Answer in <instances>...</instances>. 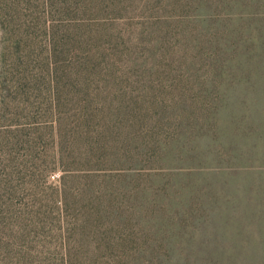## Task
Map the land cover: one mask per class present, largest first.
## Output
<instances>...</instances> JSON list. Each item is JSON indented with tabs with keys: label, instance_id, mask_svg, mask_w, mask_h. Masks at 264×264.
<instances>
[{
	"label": "rangeland",
	"instance_id": "1",
	"mask_svg": "<svg viewBox=\"0 0 264 264\" xmlns=\"http://www.w3.org/2000/svg\"><path fill=\"white\" fill-rule=\"evenodd\" d=\"M214 222L264 256V0H0V264L202 254Z\"/></svg>",
	"mask_w": 264,
	"mask_h": 264
},
{
	"label": "trees",
	"instance_id": "2",
	"mask_svg": "<svg viewBox=\"0 0 264 264\" xmlns=\"http://www.w3.org/2000/svg\"><path fill=\"white\" fill-rule=\"evenodd\" d=\"M257 211L255 210L252 213V217H255ZM218 225L214 222L212 224V229L209 231V236L206 239H209L208 245L202 246L200 251L202 254L196 252H189V254H180L171 252L169 254H163V258L157 259L153 258L150 264H264V256H248V257H231L226 255L225 245L221 242L219 243L218 236L221 235L222 240L226 239L225 233L219 232ZM228 240V239H227ZM252 245H257L255 249L261 250L262 245L259 243H252ZM188 247L192 248V245ZM153 262V263H152Z\"/></svg>",
	"mask_w": 264,
	"mask_h": 264
},
{
	"label": "built area",
	"instance_id": "3",
	"mask_svg": "<svg viewBox=\"0 0 264 264\" xmlns=\"http://www.w3.org/2000/svg\"><path fill=\"white\" fill-rule=\"evenodd\" d=\"M50 178H51L52 181L56 180V176L55 175H52Z\"/></svg>",
	"mask_w": 264,
	"mask_h": 264
}]
</instances>
